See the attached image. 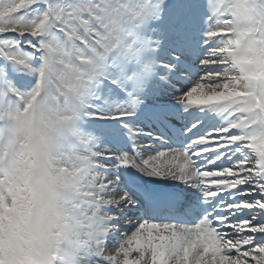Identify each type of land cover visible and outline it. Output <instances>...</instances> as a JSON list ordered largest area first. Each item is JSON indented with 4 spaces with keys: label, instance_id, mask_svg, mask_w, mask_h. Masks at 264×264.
I'll return each mask as SVG.
<instances>
[{
    "label": "snow or ice",
    "instance_id": "6c2138e0",
    "mask_svg": "<svg viewBox=\"0 0 264 264\" xmlns=\"http://www.w3.org/2000/svg\"><path fill=\"white\" fill-rule=\"evenodd\" d=\"M164 2L0 0V35L16 33L33 50L23 51L19 40L0 38V56L37 77L31 90L22 91L0 66V160L9 167L10 153L31 130L28 117L34 100L50 93L57 110L50 131L65 145L62 155L72 161L74 174L85 177L67 226L45 223L36 232L27 226L30 207L18 182L0 173V264H149V255L151 264H264V236L256 235L264 234V222L257 220L264 215V0H209L208 20L213 22L204 43H217L200 61L205 70L199 80L177 97L189 106L231 109L227 126L195 138L191 147L159 150L139 163L127 153L118 157L122 165L147 175L202 186L208 198L248 186L242 194L251 196L250 201H221L219 206L257 211L250 219L237 220L229 219L233 213H209L191 226L144 220L118 246L107 245L116 219L109 209L134 201L127 191H114L118 176L108 178L102 170L101 159L114 154L95 151L93 140L78 133L75 124L84 116L99 115L88 110V100L105 78L121 86L131 82L134 88L128 95L141 103L134 93L157 71L156 62L145 60L144 54L160 41L141 37L135 29L158 17ZM34 5L43 10L30 18ZM37 57L40 63L34 66ZM164 67L173 69L175 64ZM112 69L118 70L115 78ZM205 80L212 84L207 91L201 83ZM131 115L127 109L115 113ZM70 136L79 140V151L66 147ZM207 151L215 152L208 161L213 167L197 166L193 157ZM232 156L233 164H216Z\"/></svg>",
    "mask_w": 264,
    "mask_h": 264
},
{
    "label": "clouds",
    "instance_id": "9594fccd",
    "mask_svg": "<svg viewBox=\"0 0 264 264\" xmlns=\"http://www.w3.org/2000/svg\"><path fill=\"white\" fill-rule=\"evenodd\" d=\"M233 95L241 94H229ZM56 111L50 93L39 95L28 117L31 130L10 153L9 167L0 160V173L18 182L21 196L28 202L27 226L36 232L45 223L67 226L76 208L74 201L79 185L85 179L74 174L72 161L62 155L65 145L58 143L50 131V121Z\"/></svg>",
    "mask_w": 264,
    "mask_h": 264
},
{
    "label": "bare ground",
    "instance_id": "6f19581e",
    "mask_svg": "<svg viewBox=\"0 0 264 264\" xmlns=\"http://www.w3.org/2000/svg\"><path fill=\"white\" fill-rule=\"evenodd\" d=\"M208 67L211 69H217L218 70L217 67H222V66L221 65H211ZM211 86L212 85L209 86V85L205 84V91H207V89ZM181 103H182V105H181ZM181 103H179L180 108H177V110L182 109L183 113L186 114V118L191 117L193 113H197V112L200 116H203L204 119L207 118L209 115L212 116L214 119L208 123L210 125V127L212 125H214L216 122V124L213 127L217 126V129L222 128L225 126V124L222 122V120H223L222 117H226L228 120L231 118L230 113H229V111L231 109L221 110V108L219 106H189V105H186L185 103H183L182 101H181ZM161 108L162 109H169V108L171 109L170 106H163ZM155 110H159V108H152L151 109V111H155ZM151 111L149 110L150 113H151ZM133 118H136V117H134L133 115L124 116V117L97 115V116H93L92 118H90L93 123H86V126L94 125V124H96V122H104V123L107 122V124L115 126V128L119 129V130H117L119 133H126L127 134V132L124 131L125 129L126 130L128 129L127 122L129 119H133ZM201 124H202L201 121H198L196 124L193 125V128H188L186 131V135L193 133V130L198 128V126H200ZM151 135L152 134L150 132H147V131H138V132H133L132 136H127V140L136 142L132 147V150H134V153L131 156V158L135 159L138 163L142 162V160L146 158L148 151L149 152L152 151L153 153H155L157 150L158 151L160 150V149H158V147L156 146V143H155V140L159 139V138L157 136H152V138H150ZM136 136H137V138H136ZM75 139H76V137H75ZM75 139L73 136H71L69 139H67L66 140V147H68L72 150H75V151H79L80 150V142H79V140H77V139L75 140ZM142 139H146V140H142ZM141 142H144V143L141 144ZM191 142L192 141H190V142L187 141L186 146L191 147ZM211 152L212 151L203 152L200 154V156L203 157V155H205L207 153H211ZM194 158L198 159V160L200 159L197 156H194L193 159ZM205 159H206V157H204V160ZM198 160H195V162H198ZM209 165H211V164H209ZM121 167H122V164L120 163V161L119 162L117 161V163H113L112 166H107L106 168L102 169L104 173L107 170H109V173H110V174H108L109 178H112L114 176L119 177V181L115 186V188H117L120 185L119 190L115 191L117 194L123 192L126 189L123 182H121V180L123 181V178H122L123 173L125 174L127 181H136L139 184L141 183L142 186H143L142 183H147L148 185L149 184L151 185V183L154 182L155 187H157L158 189H161V190H163V189L164 190H166V189L167 190H172V189L174 190V189H177L179 187H182L183 191L186 188V190H185V192H186L187 189L192 187V185L190 186V184H193L194 188L192 190H195V185L193 182H184V181H181L178 179L169 178L167 176L147 175V174L141 172L139 170V168L134 167V166L123 165V167H124L123 170L120 169ZM120 170H122L121 175L119 173ZM246 187H248V186H246ZM199 189H202V186L199 187ZM220 195H225V193L221 192ZM251 198L247 197L246 199H248L250 201ZM128 208H129V206H126V204L122 203L119 206H115V205L111 206V208L109 210L114 216H116V215H119L120 213H124ZM234 210L235 209H233V211ZM252 210H254V209H244L242 211H236V210L235 211L240 212V214H242V215L250 216V215L255 213ZM257 218H258L257 220L264 222V216L263 215L258 216ZM115 227H117V226L115 225ZM112 230H114V228ZM112 230L110 231L108 239H107L108 240L107 245L109 247H111L113 244H117V242H118L117 239L111 235V234H113ZM130 233L131 232L128 231L126 234H130ZM256 235L258 237L264 236V234H256ZM124 238L125 237H123L122 240H124ZM146 258L150 260L149 256ZM149 264H151V261H149Z\"/></svg>",
    "mask_w": 264,
    "mask_h": 264
},
{
    "label": "rangeland",
    "instance_id": "374dc122",
    "mask_svg": "<svg viewBox=\"0 0 264 264\" xmlns=\"http://www.w3.org/2000/svg\"><path fill=\"white\" fill-rule=\"evenodd\" d=\"M200 2L202 4H206L207 6L205 7V12L203 11V7H200ZM190 9H192L194 11V14L198 17V20H207L208 16L211 15V11L209 9V0H191L189 2ZM167 9L166 12H164L163 14H160L158 17L163 19V25L166 27L168 25V22H171L174 27H177L178 30L175 31L174 33H169L167 32V28H163V30H155V31H151L152 35H149L148 37H150L153 41H160V45L159 47H154L155 49L157 48H162L164 50L169 49V47H172V45H175L177 41H180L182 43H184L187 38L188 39H192L191 38V32L195 31V27L192 25H189L186 23V20L189 18V15H184V17H177V18H172L171 16L173 15L174 11H175V7H176V3L173 1H170L168 4H166ZM174 8V9H173ZM168 10H170L168 12ZM167 13V15H166ZM37 12H34L33 16H29L30 18H35V16L37 15ZM167 17V18H166ZM166 18V20H165ZM215 19V18H214ZM148 23H150V21H147ZM213 21H211L212 23ZM207 30V29H205ZM180 32L181 34L178 36L174 35ZM0 38H7L10 40H13L14 42L16 40H19L21 42V45H25L27 47H29L27 44L24 43V38L22 37H15V35H0ZM22 39V41H21ZM35 39V38H33ZM206 39V36L204 37V40ZM22 47V46H20ZM26 47V48H27ZM201 47L203 48V44L201 42ZM23 51L29 52L27 49H24ZM206 56V54H203L201 57L197 54H195V60L193 59H189L188 57H183V60L179 63H175V62H171L175 64V68L173 69H168V73H163V78L165 80H169L171 81V83L173 81L175 82V85L177 87L174 86V84L171 86L170 84L167 83H162V82H157L158 84L156 85V87L153 88V91H149V95H150V99L154 100L159 98H174L177 99V97L182 96V94L184 92H186L190 87H192L200 78V76L203 74V71L205 70V66L202 65L200 63V61ZM156 57L163 59L161 56L157 55ZM223 67V66H222ZM222 67H219L218 70L222 69ZM174 70V71H173ZM196 71V72H194ZM183 72L182 75H177L179 73ZM177 77L181 76V79H176ZM184 79L186 80L184 83ZM201 83H205L206 85H212L210 82L208 81H201ZM142 91H144V89H142ZM153 92V93H152ZM113 98L111 97H106L104 99V102L106 105H104V107L102 105L101 106V110L103 112H109L110 113H115L117 111H120L121 109H127L129 111H132L134 114L137 111V108H143L144 104H142V100L140 104H135V103H128L127 101H118L117 100H113ZM112 101V102H111ZM127 102V103H126ZM113 103V104H112ZM111 104V105H109ZM140 105V107L138 106ZM128 125L133 128L134 130H137L138 128V124H136L135 122H131L128 121ZM79 132V131H78ZM81 134V133H80ZM90 138V137H89ZM93 139V138H92ZM93 141H95L93 139ZM96 142V141H95ZM160 149V148H159ZM146 152V151H145ZM149 154H153L152 151H148L147 155ZM168 177V176H167ZM172 178V177H169ZM173 179V178H172ZM193 186V184H190ZM195 185V184H194ZM124 192V191H123ZM135 256V254H134ZM134 258V257H133Z\"/></svg>",
    "mask_w": 264,
    "mask_h": 264
}]
</instances>
